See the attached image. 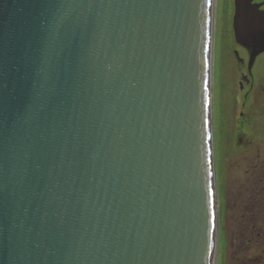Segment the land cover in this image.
I'll return each mask as SVG.
<instances>
[{
	"label": "water",
	"instance_id": "obj_1",
	"mask_svg": "<svg viewBox=\"0 0 264 264\" xmlns=\"http://www.w3.org/2000/svg\"><path fill=\"white\" fill-rule=\"evenodd\" d=\"M211 2L0 0V264H212Z\"/></svg>",
	"mask_w": 264,
	"mask_h": 264
},
{
	"label": "rangeland",
	"instance_id": "obj_2",
	"mask_svg": "<svg viewBox=\"0 0 264 264\" xmlns=\"http://www.w3.org/2000/svg\"><path fill=\"white\" fill-rule=\"evenodd\" d=\"M233 3V0H215L213 27L212 130L218 200L216 264H256L254 256L259 253L256 243L246 242L252 239L248 234V218L252 213L248 207L242 208L240 201L248 194L250 179L246 177V170L259 159L264 160V140H261L264 138V97L258 89V81L264 84V53L258 56L251 71L254 87L239 90V70L234 60V51L239 47L232 30ZM240 113L248 120L246 131L254 143L242 144H250L248 147H241L235 138Z\"/></svg>",
	"mask_w": 264,
	"mask_h": 264
},
{
	"label": "flooded vegetation",
	"instance_id": "obj_3",
	"mask_svg": "<svg viewBox=\"0 0 264 264\" xmlns=\"http://www.w3.org/2000/svg\"><path fill=\"white\" fill-rule=\"evenodd\" d=\"M257 2H264V0H258ZM262 8H264V5L262 6ZM259 55H257L254 58L252 65H250V68H249L248 65H249L250 61H248V59H249L248 55H247V53L244 52V50L239 48V56H240V58H242V60L236 61V65H237L238 70H239V79H238L239 90L244 91L246 87H249V88L254 87L253 85L255 84V78L253 77L251 71L256 64V60H257ZM259 66H260V60L257 63L258 68H259ZM258 82H259L258 83L259 94L262 97H264V84L261 83L260 81H258ZM246 90H247V88H246ZM245 95L246 94H244V96ZM244 100H246V99H244ZM239 117L240 118L238 121L237 130L235 131V138H236V141L239 143V145H241V147H248L250 144H245L242 146V144L245 142L254 144L251 142V141H253V139L250 138L249 133L246 131V123L248 122V120H247L246 116H244V114H242V113L239 114ZM258 136H261V135L259 134ZM261 140H264V138H262ZM260 142L258 143V146H260ZM241 147H239V149ZM246 177H248V178L251 177L252 179H255V181H257V183H259V185L263 184L264 183V160L261 161L259 159L253 165H251V167L248 170H246Z\"/></svg>",
	"mask_w": 264,
	"mask_h": 264
},
{
	"label": "trees",
	"instance_id": "obj_4",
	"mask_svg": "<svg viewBox=\"0 0 264 264\" xmlns=\"http://www.w3.org/2000/svg\"><path fill=\"white\" fill-rule=\"evenodd\" d=\"M247 185V196H242L240 205L242 208L248 207L252 217L248 218L250 222V236L252 239L246 240L247 243H256L255 247L259 253L254 256L256 264H264V183L259 185L255 179L249 178ZM257 214V216H256ZM259 229V230H258Z\"/></svg>",
	"mask_w": 264,
	"mask_h": 264
},
{
	"label": "bare ground",
	"instance_id": "obj_5",
	"mask_svg": "<svg viewBox=\"0 0 264 264\" xmlns=\"http://www.w3.org/2000/svg\"><path fill=\"white\" fill-rule=\"evenodd\" d=\"M211 31H210V41H211V46H210V69H211V63L213 65V36H214V15H215V0H211ZM213 69V68H212ZM212 76V74H211ZM210 79V77H209ZM212 81V79H211ZM211 84V82H210ZM213 128V127H212ZM215 195V193H214ZM216 200V197H215ZM218 201V200H217ZM217 203V214H218V202H215V205ZM218 242V238H217ZM216 257H217V243H216V238H215V243H214V250H213V255H212V264H216Z\"/></svg>",
	"mask_w": 264,
	"mask_h": 264
}]
</instances>
